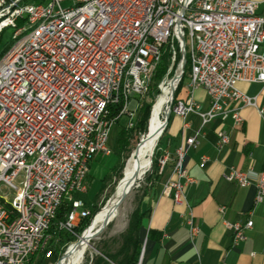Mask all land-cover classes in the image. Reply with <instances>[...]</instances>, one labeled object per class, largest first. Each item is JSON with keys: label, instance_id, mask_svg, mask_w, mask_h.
Wrapping results in <instances>:
<instances>
[{"label": "built area", "instance_id": "obj_1", "mask_svg": "<svg viewBox=\"0 0 264 264\" xmlns=\"http://www.w3.org/2000/svg\"><path fill=\"white\" fill-rule=\"evenodd\" d=\"M64 1L0 0V34L7 28L22 31L33 19L47 16V23L23 38L0 64V264H31L42 243L54 240L53 226L76 234L90 211L77 194L74 208L66 209L73 175H81V192H86V152L113 153L111 130L123 115L133 125L165 49L173 62L178 51L182 55L180 80L186 56L190 63L187 97L171 100L170 114L197 112L203 125L232 117L242 125L241 103L264 115L256 97L238 87L242 81L264 83V15L258 12V0H163L161 11H154V0H82L76 9H67ZM147 18H154V26H147ZM143 28H150V37H143ZM131 45L139 46V54L127 82L129 100H122L116 79ZM199 88L207 93L205 110L194 98ZM97 128H105L101 143H93ZM198 135L189 137L173 159L161 148L158 173L173 160L177 176L163 192L176 204L185 202V186L194 181L184 159L189 147H198ZM229 141L226 132H218L220 148ZM209 160L203 155L200 167ZM224 177L241 187L255 184L256 203L264 201V168L232 167ZM184 217L193 239L200 225L190 206ZM253 223L225 222L234 243L246 239L245 229ZM52 255L50 249L46 257Z\"/></svg>", "mask_w": 264, "mask_h": 264}, {"label": "crops", "instance_id": "obj_2", "mask_svg": "<svg viewBox=\"0 0 264 264\" xmlns=\"http://www.w3.org/2000/svg\"><path fill=\"white\" fill-rule=\"evenodd\" d=\"M258 1V12L264 15V0ZM238 87L247 95L256 97L257 104L264 107V83L242 81ZM186 90L185 85L180 97H187ZM194 98L202 109L209 107L203 88L195 90ZM237 105L244 119L242 125H237L232 117L215 119L203 125L197 112L186 117L172 114L162 148L173 159L177 149L187 145V139L199 133L198 147H189L184 159L194 181L185 186L183 204H176L172 196L164 194L166 182L170 178L177 179L171 160L151 184L141 206L145 217L139 236L141 252L136 264H264V201L256 203L258 188L255 184L241 187L224 177L232 167L263 170L264 115L253 105ZM219 131L226 132L230 138L229 143L221 148L218 146ZM203 155L210 159L204 168L200 167ZM76 193L68 196L70 205ZM188 206L200 225V232L193 239L185 224ZM221 206H225L223 212ZM249 219L254 223L245 229L246 239L234 243V232L225 222L244 224Z\"/></svg>", "mask_w": 264, "mask_h": 264}, {"label": "rangeland", "instance_id": "obj_3", "mask_svg": "<svg viewBox=\"0 0 264 264\" xmlns=\"http://www.w3.org/2000/svg\"><path fill=\"white\" fill-rule=\"evenodd\" d=\"M29 1H31V0H24V3H27ZM48 1L50 2L51 0H48ZM62 5L64 7H67V8L71 7L72 5H74V0H66L62 3ZM12 31H13L12 28H7L4 33L0 34V47L9 40L10 35L12 34ZM7 52L5 53V55L7 54ZM167 53L169 54V68L173 66L174 73L170 75L167 72V74L165 76H163L162 78H160V79L156 78V74H157L158 69L160 67V64L163 60V58H162L159 65L157 66V68L155 69V71L152 74V78H151V82H150V88H149L147 94L144 97L140 98L141 105L136 109L134 119L132 120L133 125H130V119H129V116H127V115H123V116L117 118V121L111 130L110 138H109V144L112 147V149H114L115 138H116L118 132L122 128H124V127L125 128H127V127L133 128L137 125V123L139 121L142 105L145 102H153V104H154V101L156 100V98L158 96V95H156L153 99L154 86L156 85V83H157V88H160L164 79L166 80V79L172 78L175 75V72L180 67V65H181L180 61L182 58V55L180 54V52L178 51L175 62L172 61V54H171V51L169 49H165L164 55ZM3 57H1L0 60ZM186 62H187V60H186ZM168 71H169V69H168ZM189 80L190 79H189V75H188L185 78V85L186 86L188 85ZM177 90H178V88H176L174 90L173 97L171 99L173 101L175 100V95H176ZM152 100H154V101H152ZM171 100H170V105L172 104ZM152 108H153V106H152ZM151 116H153L152 115V109H151V114H150V119H149L150 120L149 121V129H148L149 134H148V131H146L145 134L142 133L139 135L138 140H136V139L132 140V144H134V148H133L132 152L130 153V156L124 161L123 168L121 170V176L122 177L119 178L118 173H116V171L115 172L113 171L114 167H118L123 162L121 159L117 158L115 153H112L110 155H105V154L100 153L96 156V158L92 164V169L90 170L91 172L89 173V175L87 177L88 190L86 192H77L76 193L77 196L79 198H81L86 203V206L90 212L94 209V206L99 207L98 211H100L102 208L104 209L108 205V202L112 198V196H113L115 190L117 189L119 183L121 181L123 182L124 169L127 165L128 160L130 159V157L132 156L134 151H136L138 149L139 145L141 144L139 142L140 141L142 142L147 137H149L151 134ZM165 116L167 117V114L163 113L162 123H161L162 129H164V127L166 125ZM164 123H165V125H164ZM134 134H135V132H134ZM165 143H166V132L164 131L161 138L158 141L157 147L155 148V150H153L154 151L153 155H151V162L152 163H149L148 169L142 173L141 177L137 180L136 184L133 186V188L131 189L129 194L126 196L124 201L117 207V210L113 213V215L110 219L111 221L104 227V229L102 231H100L95 236H94L95 232L100 227H102V225H100L95 231H93V237L90 241V246L88 247V250L83 257L81 264H93V261L97 257L103 255V252L114 253L119 248V246L121 245V242H122V234L125 232V230L128 226L130 215L132 214V212L136 208L142 206V202L144 200V197H145L147 190L149 189L151 184L157 179V177L160 175L159 173H157V160L159 159L160 154L162 152L161 148L163 147V145ZM115 158H117L116 163H115ZM148 158H150V157H148L147 155H141V154L137 155V157H136V159L138 161H147ZM154 161H155V165L153 166ZM70 194H68V196ZM68 196H67V198H68ZM98 211H96V212H98ZM96 212H95V214H93V216L89 217L90 221L87 224V226L85 227V229L90 226L93 218L95 217V215L98 214ZM83 231L80 234H78V233L72 234L74 236H66V235L63 236L64 239L62 241L60 240V242H59V249L62 252V255L58 259H56V257L54 255H52L51 257H44V258L38 257L36 260V261H38V264H62L64 257L62 259H61V257L66 253V251L68 252V250H69L68 246L69 245H71L72 243H74L80 239V236L82 235ZM73 237H77V240L71 241V239Z\"/></svg>", "mask_w": 264, "mask_h": 264}, {"label": "bare ground", "instance_id": "obj_4", "mask_svg": "<svg viewBox=\"0 0 264 264\" xmlns=\"http://www.w3.org/2000/svg\"><path fill=\"white\" fill-rule=\"evenodd\" d=\"M57 0H51L49 5H56ZM163 0H154V11H161V4ZM77 7H82V0H74V5L68 7L67 9H76ZM47 23V16H38L36 19L28 25L26 28H23L22 31L14 32L11 34V38L15 41L14 45L7 52V54L0 60L1 62L8 58L11 55L13 49L20 43L23 38H28L33 36L34 33H37L40 28ZM147 26H154V18H147ZM143 37H150V28H143ZM139 54V46L131 45L130 54L127 55L126 60L121 65L120 73L116 79V90H119L120 95H122V100H129L130 97V87L127 85L130 77L132 76V72L135 70V65L138 60ZM182 74V65L175 72V75L166 79L162 82L160 86V94L157 96L153 108L151 116V134L145 140L141 142L138 149L134 151L132 156L127 162V165L124 169V179L121 181L115 190L112 198L109 200L108 205L103 209H101L97 215L93 218L89 227H87L83 231V237L78 241L69 245L68 252L66 251V255L63 256L62 264H81L82 259L85 253L90 246V241L93 237V231H95L100 225L106 226L108 222H110L113 213L117 210V207L121 204L119 200L121 196L126 192L128 186L132 183L135 175L137 173H143L148 169L149 163L151 162V155L153 150L158 145V141L163 134V130L161 128L162 123V115L163 113L167 114L169 111L170 100L173 97L174 90L178 87L180 83V78ZM166 118V116H165ZM166 122V121H165ZM165 125V123H164ZM103 136H105V128H97V130L93 133V143H101ZM99 154V149H91V152H86L84 158V172L90 171V164L94 161L96 156ZM147 155V161H138L136 159L137 155ZM74 192H81V175H73L72 185L70 186V192L66 193V199L68 194ZM72 198V197H71ZM70 209L74 208V199L71 200ZM49 243H42L40 246V251L35 252V256L46 253L49 255L50 250H48ZM61 257V259L63 258Z\"/></svg>", "mask_w": 264, "mask_h": 264}, {"label": "trees", "instance_id": "obj_5", "mask_svg": "<svg viewBox=\"0 0 264 264\" xmlns=\"http://www.w3.org/2000/svg\"><path fill=\"white\" fill-rule=\"evenodd\" d=\"M31 1H46V0H31ZM4 33V32H3ZM14 41L11 38L4 43L0 47V58L5 55L7 51L11 49V47L14 45ZM187 62L185 63L184 66V74L183 78L178 86V90L175 95V101L177 98L180 97V92L184 89L185 87V78L188 76L189 71H190V63H189V58L186 56ZM169 69V54H165L163 56V60L160 64V67L158 69V72L156 74V78L160 79L163 76H165L168 72ZM174 73V69L170 72V75ZM161 92L160 88H157V83L154 86V94H153V99L156 95H159ZM154 101V100H152ZM155 102V101H154ZM153 106V102H145L142 105V109L140 112V117L137 125L133 128H122L114 141V149L113 153L116 154V156L121 159L123 162L118 166L114 167L113 171L118 173L119 178L121 176V170L123 168L124 161L130 156V153L132 152L134 148V144H132V140L139 139V135L148 131L149 134V119H150V114H151V109ZM173 113L170 114L169 120L172 116ZM153 115V114H152ZM169 124V123H168ZM166 126V125H165ZM165 128V127H164ZM168 125L165 129V132L167 131ZM137 131V132H136ZM135 132V134H134ZM164 132V130H163ZM148 136V135H147ZM141 140V139H140ZM93 162L90 164V167H92ZM155 165V161L153 163V166ZM157 173H158V160H157ZM70 204L66 199V209H70ZM99 210L98 206H94V209L90 212V214L83 218V220L80 222V224L76 227V233L80 234L87 224L90 221L91 216L95 214L96 211ZM99 212V211H98ZM96 212V213H98ZM145 217V212L141 210V207L136 208L132 214L130 215L128 226L125 230V232L122 234V242L119 248L114 252V253H106L103 252V255L97 257L94 261L93 264H136L137 261L139 260V255L141 252V246L139 243V236H140V231L143 226V219ZM59 218L63 219L64 218V213L61 212L59 213ZM51 232H55L54 235V240L52 241L51 245H49L48 250L51 249L53 255L58 259L61 255L62 252L59 249V242L60 240L62 241L64 238L63 236H74L70 233H65L63 231H55V227L51 229ZM60 237L59 241H56V238ZM77 240V237H73L71 241ZM41 257L44 258L46 257V253H42L36 256H33L31 259V264H38L37 258Z\"/></svg>", "mask_w": 264, "mask_h": 264}, {"label": "water", "instance_id": "obj_6", "mask_svg": "<svg viewBox=\"0 0 264 264\" xmlns=\"http://www.w3.org/2000/svg\"><path fill=\"white\" fill-rule=\"evenodd\" d=\"M184 66H185V62L183 63V68H184ZM169 117H170V111L167 112L166 126H165V128H164V131H165L167 125H168ZM139 143H141V141H140ZM138 145H139V144H138ZM137 147H138V146H137ZM152 155H153V152H152ZM141 175H142V173H137V174L135 175V177H134L132 183L128 186L126 192L121 196V198H120V200H119V203H122V202L124 201V199H125L126 196L129 194V192L131 191V189L133 188V186L136 184L137 180L141 177ZM108 223H109V222H108ZM108 223H107V224H108ZM104 227H105V225L102 226V227H100V228L95 232L94 236L97 235L100 231H102V230L104 229ZM82 237H83V234L80 236V238H82ZM65 255H66V253H65L63 256H65ZM63 256H62V257H63Z\"/></svg>", "mask_w": 264, "mask_h": 264}]
</instances>
